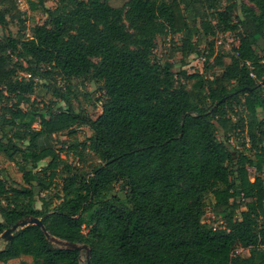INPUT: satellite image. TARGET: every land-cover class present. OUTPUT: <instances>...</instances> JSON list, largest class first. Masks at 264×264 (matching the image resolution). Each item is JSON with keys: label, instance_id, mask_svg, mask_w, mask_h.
<instances>
[{"label": "trees", "instance_id": "1", "mask_svg": "<svg viewBox=\"0 0 264 264\" xmlns=\"http://www.w3.org/2000/svg\"><path fill=\"white\" fill-rule=\"evenodd\" d=\"M25 1L46 15L29 33L17 0H0L9 4L0 25L10 13L20 27L0 38V155L24 185L0 179V237L31 216L51 237L88 246L89 264H264V0H59L53 9ZM227 33L239 36L231 63L219 55L210 76L176 74L155 59L158 38L181 35L183 63L207 45L208 69L214 38ZM73 80L101 86L96 119L75 109ZM38 86L65 106L39 108ZM236 106L245 115L234 119ZM82 127L92 135L63 158L53 137ZM237 130L247 133L244 151L229 143ZM57 182L60 194L37 208ZM210 204L220 228L203 223ZM81 254L33 225L13 234L0 262L80 264Z\"/></svg>", "mask_w": 264, "mask_h": 264}, {"label": "rangeland", "instance_id": "2", "mask_svg": "<svg viewBox=\"0 0 264 264\" xmlns=\"http://www.w3.org/2000/svg\"><path fill=\"white\" fill-rule=\"evenodd\" d=\"M59 0H44V4L46 8H55L58 4ZM240 3L247 4L252 6L250 0H238ZM17 5L19 10L22 12L23 18H27V33L30 32V29L36 25H41L46 20V15L44 12L39 9L37 11L30 10L27 2L25 0H17ZM9 9L8 3H0V12H6ZM241 12L238 11L237 15H240ZM6 20L8 24L6 26L0 25V38L6 37L9 34L16 36L19 32V23L17 20H13L10 13H7ZM181 35L175 36H167L158 38L157 48L155 50V59L162 62H170L173 65V71L176 74H179L181 70H186L190 74L194 73H203L208 71V76L211 75V72L214 69V62L216 57L221 55L223 58V63L225 65H229L231 63V55L234 53L233 48L238 45L239 36L238 33H227V34H219L214 38V55L211 57L209 61V68H206V59L204 54H207V51H203L206 49L207 45H203L201 47L200 54H193L189 58L186 59L185 63H183L182 54L177 50L180 42ZM259 45V54L262 56L264 51V41H260ZM50 88H53L52 83L48 85ZM72 90L76 93L77 98L73 97V104L77 111L84 110L87 114H89L93 119L99 117L102 113V106L104 100V93L101 86L95 82H86L82 83V80H73L72 81ZM53 89H49L48 87L38 86L36 88L35 94L31 97L32 100H35L36 105L39 108H47L48 106H53L55 110H57L61 106H65L64 103H61L57 100V98L53 95ZM243 117L245 114L242 112V108L239 106L235 107V111L232 114L233 118H237L238 116ZM37 126V125H36ZM237 133L239 130L235 132H231L227 137L230 138L231 145L235 148L244 151L243 143L247 144V148L250 147L247 133L244 132L241 137H237ZM92 132L90 129L86 127H82L80 129H76V133L73 136H69L68 132H64L53 137V145L54 147L61 152L63 158H65L68 152V146L71 145L74 141L85 142L90 136ZM219 140H225L223 130L219 129L218 132ZM248 153V152H247ZM73 152H70L69 161L76 166H84L76 157L73 155ZM250 154V153H249ZM89 163H94L95 159L92 156L87 157ZM47 161L41 163L40 168L45 166ZM249 173L251 180H254V177L257 175L254 168H249ZM264 177V174H262ZM0 179L3 180L7 188H20L23 185L22 173L19 171V168L16 163L9 162L4 156L0 155ZM120 189V186H117L116 191ZM61 186L60 183L57 182L51 191L48 193H43L39 198H37L36 207L41 208L42 204L40 202L41 198L45 197L46 194L49 196H55V194H60ZM54 203H58V200L54 199ZM5 204L3 200L1 201V205ZM2 217L0 214V221H2ZM237 220H241L240 212L238 213ZM203 223H206L209 226L214 228H220L223 226V222L220 218L215 216L212 212L211 204L208 205L206 214L203 218ZM85 233L88 232L85 229ZM7 241L0 237V251L3 250L6 246ZM53 245L58 248H67V244L57 238L53 240ZM237 254L241 256L247 257L249 256V251L246 249H238ZM31 257H22L18 260H13L8 264H21L25 262L26 264L32 263ZM0 264H3L0 262ZM80 264H87V250H83L81 254V262Z\"/></svg>", "mask_w": 264, "mask_h": 264}, {"label": "water", "instance_id": "3", "mask_svg": "<svg viewBox=\"0 0 264 264\" xmlns=\"http://www.w3.org/2000/svg\"><path fill=\"white\" fill-rule=\"evenodd\" d=\"M33 225L39 226L44 231V233L46 234L47 238L50 239L51 242H53V240L55 239V237H51L49 235V233L46 231V227L43 224L42 219L35 218V217H31V216H28V217L24 218L23 220L17 222L12 228L6 230L2 234L1 237L3 239H5L7 242H9L15 232H17V231H19L21 229H25V228H27L29 226H33ZM61 241H63V240H61ZM63 242H65V241H63ZM65 243L68 246L65 249H73V250H79V251L87 250V263L89 264L90 258H91V253H90V250H89L88 246L74 244V243H68V242H65Z\"/></svg>", "mask_w": 264, "mask_h": 264}]
</instances>
